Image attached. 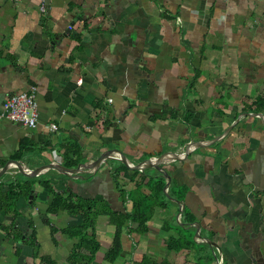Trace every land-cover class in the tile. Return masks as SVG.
Instances as JSON below:
<instances>
[{
  "label": "crops",
  "instance_id": "obj_1",
  "mask_svg": "<svg viewBox=\"0 0 264 264\" xmlns=\"http://www.w3.org/2000/svg\"><path fill=\"white\" fill-rule=\"evenodd\" d=\"M40 2L0 0V111L8 97L32 89L39 103L36 127L0 118V163L23 144L21 159L63 165L73 144L83 161L99 143L133 162L176 150L165 165L170 201L155 207L145 233L125 229L117 261L105 259L117 223L111 215L97 217L95 264H133L144 255L197 264L204 251L167 247L179 236L181 189L179 220L198 223L219 245H209L216 256L209 264H264V118H241L220 141L191 153L179 148L217 137L244 111L264 108V0H46L45 14ZM51 123L58 129L51 131ZM144 174L142 193L152 192L158 176L168 182L154 169H127L111 159L86 178L49 179L57 192L100 194L127 212L143 204L130 192ZM34 188L35 207L24 196L18 201L20 231L8 234L3 226L12 217L0 214V264H42L43 256L70 264L76 242L70 232H78L81 217L51 208L48 190ZM185 210L194 220H183ZM29 218L39 248L20 239ZM51 226L59 231L52 234Z\"/></svg>",
  "mask_w": 264,
  "mask_h": 264
},
{
  "label": "trees",
  "instance_id": "obj_2",
  "mask_svg": "<svg viewBox=\"0 0 264 264\" xmlns=\"http://www.w3.org/2000/svg\"><path fill=\"white\" fill-rule=\"evenodd\" d=\"M264 109V108H263ZM262 109V110H263ZM257 111V110H251ZM27 149L26 145H21L20 149L16 151L12 158L21 159L24 157V153ZM84 160L83 151L77 144L67 145L66 152L64 153V165L69 168H74ZM122 169V168H121ZM54 173L48 172L35 177L28 178H14L8 175L2 176L0 179V214L3 213L12 217L11 223L8 226H3L10 234L20 231L18 226V217L22 216V212L18 207V201L21 196H24L29 204V207H35L37 203L36 188L35 185L40 184L43 188L48 190V194L52 196L50 207L58 210L66 211L72 215H78L81 217L80 221L76 224L78 232L76 234H70L76 238V242L73 246V250L68 257L70 264H95L96 253L101 247V242L97 238L96 223L97 217L101 214L111 215L113 221L117 223V232L115 235L112 248L106 253L105 259L114 262L117 261L123 251V239L122 234L125 229H128L129 222H133V227L128 230L130 232L145 233L148 230V222L152 218L154 209L156 206L165 207L170 201L163 191L165 184V178L158 176L155 178V185L151 193H142L144 188V179L147 175L144 174L142 181L137 183L136 189L130 192L132 199H141L143 201L142 206L134 205L132 209L127 212L116 211L100 194L94 197H85L75 194L72 191H66L65 193L57 192L52 186L50 177ZM65 176V175H62ZM185 189H181L175 193L176 198L182 200L185 197ZM125 191L122 190L121 194L125 198ZM183 215V220L192 221L193 216ZM28 232H24L25 235L21 236V241L29 244L34 248H39L40 243L36 237L35 222L32 219H28ZM179 233L178 237H170L167 240V247L170 250L182 251L192 250L198 248V250L204 251L202 257L198 255L197 264H209L215 259L213 252L208 243L197 242L194 239V230L192 226L180 225L174 223ZM137 225V227H136ZM134 227H136L134 229ZM171 228L172 224L165 226ZM52 234L59 231L56 226H51ZM17 257L20 256L21 250H17ZM37 256V252L33 254ZM202 260V262H200ZM42 261L47 264H56L55 260L51 256H43ZM18 264V263H15ZM133 264H172L167 259L158 261L147 255L143 256L140 261H135Z\"/></svg>",
  "mask_w": 264,
  "mask_h": 264
},
{
  "label": "water",
  "instance_id": "obj_3",
  "mask_svg": "<svg viewBox=\"0 0 264 264\" xmlns=\"http://www.w3.org/2000/svg\"><path fill=\"white\" fill-rule=\"evenodd\" d=\"M256 114H260L262 117L264 115L263 111H255V112H248L244 111L243 116L240 115L237 117L236 122L230 127H228L222 134L217 137H214L210 140L203 141V142H193L187 143L179 148L182 151H185V154L189 152L200 149L206 146H209L215 142L220 141L224 138L230 130L234 127L235 124L241 120V118H246L250 121H258L261 122V118H259ZM15 122V121H14ZM22 124V123H21ZM96 148L95 155L89 154L87 155L85 161L79 163L77 167L69 168L65 165L61 164L60 162L56 161H39V160H24V159H6L0 163V179L2 176L8 175L14 178H28V177H35L41 174H45L48 172L62 174L65 176H69L71 178H86L88 176L94 175L97 173L101 163H104L108 159L115 161L118 165L132 170H140L145 171L146 169H154L157 172L163 173L165 177L168 179V182L164 185V192L168 195L167 188L171 182V173L165 169V165L168 163H172L175 157V151H170L164 153L159 156L150 157L144 159L139 162H133L126 158L121 152L117 149L105 145V143H99ZM34 188V187H33ZM180 205L179 212L177 215V221L183 226L184 223L179 220L181 213L185 209V203L183 200L175 199ZM193 230H194V239L198 242L206 241L212 248L219 249V245L217 242L213 241L208 235L201 233V227L198 223L193 222L191 223ZM216 257V256H215ZM218 260V259H217ZM220 264L219 260L217 261ZM42 264H46L45 262Z\"/></svg>",
  "mask_w": 264,
  "mask_h": 264
},
{
  "label": "built area",
  "instance_id": "obj_4",
  "mask_svg": "<svg viewBox=\"0 0 264 264\" xmlns=\"http://www.w3.org/2000/svg\"><path fill=\"white\" fill-rule=\"evenodd\" d=\"M15 3H20L24 0H10ZM40 10L42 13H47V3L46 0H40ZM69 28H72L70 25ZM39 103L36 98L34 89L31 92H21L18 94H13L8 97L3 108L0 111V118H7L9 120L22 123L28 127H36L39 122ZM48 128L51 131L57 130V124H49ZM133 222L130 221L128 226L133 227ZM128 228V229H129ZM127 229V230H128ZM129 231V230H128Z\"/></svg>",
  "mask_w": 264,
  "mask_h": 264
},
{
  "label": "rangeland",
  "instance_id": "obj_5",
  "mask_svg": "<svg viewBox=\"0 0 264 264\" xmlns=\"http://www.w3.org/2000/svg\"><path fill=\"white\" fill-rule=\"evenodd\" d=\"M263 111V110H262ZM249 124L251 123V122H248ZM43 239H44V237H42ZM99 260H101V258H99Z\"/></svg>",
  "mask_w": 264,
  "mask_h": 264
},
{
  "label": "bare ground",
  "instance_id": "obj_6",
  "mask_svg": "<svg viewBox=\"0 0 264 264\" xmlns=\"http://www.w3.org/2000/svg\"><path fill=\"white\" fill-rule=\"evenodd\" d=\"M257 116H260V115H258V114H256ZM261 117V116H260ZM262 118H264V117H262Z\"/></svg>",
  "mask_w": 264,
  "mask_h": 264
}]
</instances>
